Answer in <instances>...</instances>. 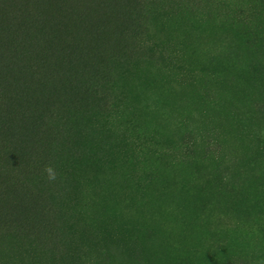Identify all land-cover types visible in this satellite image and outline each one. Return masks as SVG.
I'll use <instances>...</instances> for the list:
<instances>
[{
    "label": "rangeland",
    "instance_id": "obj_1",
    "mask_svg": "<svg viewBox=\"0 0 264 264\" xmlns=\"http://www.w3.org/2000/svg\"><path fill=\"white\" fill-rule=\"evenodd\" d=\"M143 2L145 52L109 49V105L53 160L60 248L2 238V264L264 259V0Z\"/></svg>",
    "mask_w": 264,
    "mask_h": 264
},
{
    "label": "trees",
    "instance_id": "obj_2",
    "mask_svg": "<svg viewBox=\"0 0 264 264\" xmlns=\"http://www.w3.org/2000/svg\"><path fill=\"white\" fill-rule=\"evenodd\" d=\"M143 7V0H0V239L60 248L46 238L56 221L45 196L53 160L69 146L71 116L109 105V49L130 42L132 52H145Z\"/></svg>",
    "mask_w": 264,
    "mask_h": 264
}]
</instances>
